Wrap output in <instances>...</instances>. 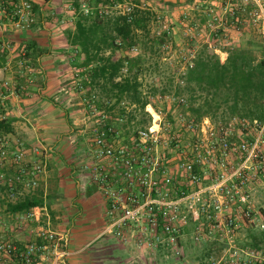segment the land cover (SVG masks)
Returning <instances> with one entry per match:
<instances>
[{
  "label": "built area",
  "instance_id": "1",
  "mask_svg": "<svg viewBox=\"0 0 264 264\" xmlns=\"http://www.w3.org/2000/svg\"><path fill=\"white\" fill-rule=\"evenodd\" d=\"M32 3L33 0H0V27H10L14 31L31 29L36 23ZM12 50L10 40L0 41V57ZM6 85L7 82L0 83V119L6 118ZM204 122L208 123L207 120ZM102 123L101 119L99 126ZM229 130L228 127L221 131L223 151H168L166 154L157 151L160 139L159 129L155 127L139 130L130 145H124L118 137L108 138L99 127L95 129L90 161L83 166L85 178L88 185L101 192L108 205V232L126 247L131 260L134 258L133 262L146 255L153 264H194L186 260V240L198 248L217 240L222 244L220 251L195 261V264H264V252L234 244L242 222L255 224L259 221V214L254 212L246 190L248 178L244 171L249 169L248 162L256 156L254 148L264 137V125L259 127L260 133L252 143V151H248L250 147L245 143L237 146L242 151H229L236 148L232 147ZM16 145L19 149L11 151L7 136L0 134V162L9 161L15 165V180L26 188H34L44 171V164L29 161L22 145L18 142ZM34 152L39 154V147L34 148ZM238 152L246 153L245 158L227 173L224 171L227 169L225 159ZM172 153L177 155L175 165H172ZM216 154L221 158L219 162ZM214 163L221 171L211 178L209 185L187 192L178 185L201 184L208 177L206 168ZM195 166H199L201 174L194 170ZM0 182H5L3 172L0 173ZM35 214L29 211L25 216ZM189 218L195 223L186 233L184 227ZM38 237L45 244H30L20 249L14 244L3 243L0 244V254L10 259L18 256L20 264H32L43 245H61L59 241L62 239L49 230L39 229ZM0 264L10 263L4 259Z\"/></svg>",
  "mask_w": 264,
  "mask_h": 264
},
{
  "label": "trees",
  "instance_id": "2",
  "mask_svg": "<svg viewBox=\"0 0 264 264\" xmlns=\"http://www.w3.org/2000/svg\"><path fill=\"white\" fill-rule=\"evenodd\" d=\"M133 1V5L124 13H107V7L123 1L72 0L74 29L66 31L68 44L75 51L70 65L74 70L76 91L85 90L84 98L93 104L89 107L93 111L102 112L100 117L103 123L99 131H105L108 138H119L124 131V145H130V139L137 138L139 130L148 127L142 119L137 125L130 126L137 112L148 116V120L151 118L145 111L151 101L141 88L140 78L148 69V60L171 40L169 29L160 33L151 32L150 24L156 14L141 7L138 0ZM192 1L187 0L186 3ZM32 6L34 15L37 14L40 19L34 2ZM249 7L257 8L254 3ZM245 10V7H233L227 17H233L232 23L238 27L239 16ZM221 50L226 53L223 60L214 48L207 45L198 48L184 69L177 74V78L170 81V88L163 89L160 94H170L177 99L184 110L186 126H190L192 131L198 130L204 118L219 123L223 129H228L229 123L237 120L243 133L248 132L249 127L258 130L264 125V43L248 40L246 44ZM41 52L40 46L31 41L25 46L23 59L37 56ZM157 91L153 89L152 96ZM125 105L133 107L132 111H127ZM116 108L117 113L114 111ZM11 121V118L0 119V134L11 131ZM126 129L131 132V136L127 134L128 131L125 132ZM255 138L256 133H253L241 144L252 145ZM233 139L230 137V141ZM245 156L246 153H243L241 158ZM194 170L201 174L199 166H195ZM211 182V178L206 177L194 189ZM178 185L182 186L183 191L192 190L188 186ZM88 188L96 189L95 186ZM43 205L45 203L40 192V195L27 196L9 203L7 209L12 213H28ZM262 213L264 215V211ZM194 223L189 218L184 231L189 233ZM249 237V246L264 252V229L252 231ZM221 247L216 243L203 248L195 246L192 251H187L186 260L201 261L217 254Z\"/></svg>",
  "mask_w": 264,
  "mask_h": 264
},
{
  "label": "rangeland",
  "instance_id": "3",
  "mask_svg": "<svg viewBox=\"0 0 264 264\" xmlns=\"http://www.w3.org/2000/svg\"><path fill=\"white\" fill-rule=\"evenodd\" d=\"M122 1L123 3H117L114 6L107 7L106 12L124 13L128 11L129 7H131L134 2L133 0ZM138 1L141 7L148 8L156 14L155 20H152L150 24L151 32L160 33L165 29H169L171 40L157 55L148 60V69L140 78L142 82L141 88L144 93L149 96L151 101V104L145 108V111L149 113L151 118L148 120V116L137 112L130 126L137 125L136 123L142 119L145 121V126L159 129L158 137L160 139V144L157 146V151H164L166 154H168V151H186L190 153L192 151H223L220 144V137L222 136L221 131H223L221 128L223 127L221 125L219 126V123H214L204 118L198 130L192 131L190 126H186V119L183 114L184 110L182 106L179 105L177 99L170 94L161 95L160 92L165 88H170V81L177 78V74L184 69L191 55L203 45L214 48L215 52L218 53L223 60L226 57V53L221 49L240 46L243 43L246 44L248 40L262 41L264 43V0H193L187 3V0ZM251 3H254L257 8L249 7ZM240 6L245 7L246 10L239 16L240 22L238 27H236L235 23H232L233 17H227V13L230 12L233 7ZM83 9L85 10L86 7ZM74 20L75 18L72 19L71 23L69 22L70 25L65 29V34L67 30L74 29ZM9 32L11 34L14 33V29L11 28ZM10 42L13 44L12 54L16 52H18V54L24 53L26 45L18 46L13 40H10ZM68 46L67 49L70 53L75 55L74 49L70 45ZM256 54L259 55V52H256ZM67 82H65L66 85L64 90L57 93L52 100L54 103L58 104L62 110L64 109L63 111L68 110L67 114L71 121L70 124L74 129L72 134L75 139L74 142L69 144L70 147H74L76 151H85V153L82 152L77 160L78 171L76 173L77 189L80 192H85L88 180L85 178L86 171L83 170V166L87 161H90L89 151H93L94 145L92 144V139L95 129L99 127L101 122L100 115L102 112L99 110L93 111L89 107V105L93 104L88 98H84L85 90L80 92L76 91L75 79L71 81L73 82L72 84L68 83L69 85H67ZM153 89L158 90L154 96L151 94ZM125 107L127 111H132L131 109L133 107L127 105H125ZM114 111L117 113L118 108ZM128 115L126 117H128ZM206 120L208 123L204 122ZM229 125V139L230 137L234 138L233 141L231 140L233 143L232 147H236L235 150L230 149L229 151H239L237 146L253 133H256V140L261 130L249 127L248 132L243 133L237 120L231 121ZM127 131L126 129L125 132ZM211 131L213 134H210ZM122 133V136L118 138L120 142H124L125 138L124 131ZM127 134L131 136V132L129 133L128 131ZM262 139H259L260 142H258L254 148L256 156H253L248 162L249 169L244 171V174L248 178L246 190L250 194L254 212L259 214V221L255 224H251L247 221L241 223L242 226L238 227L237 234L234 237V244L238 246H249L251 241L249 237L250 233L252 231L264 229V217L260 213V209H264V137ZM248 147H250L248 151H252V145H248ZM42 149L43 148L39 147V154H35L34 150H31L35 155L31 157L27 155L26 151H28V149H24V152L29 161H41L39 158L42 157L41 151H44ZM171 155H173L172 165H175L177 162V155L173 153ZM216 155L217 161L219 162L221 158H219L218 154ZM242 156L243 153L241 152L230 154V156L225 159L227 169L224 171L229 173L231 170L233 171L234 168L238 167L243 161L241 158ZM41 162L43 163V161ZM210 166L206 168L208 172L206 176L215 178L219 175L221 169L216 163ZM45 171L46 168L44 165V171L39 175L35 189L42 188L44 190V186L41 185V183L44 184V182L40 181L42 176H47ZM49 174L47 188L51 190L54 179L52 173L50 172ZM195 186L196 185L188 184V187L191 189H194ZM96 191L100 192L98 190ZM99 197L104 199L101 194ZM12 198L13 197H10V199ZM4 202V199L0 200V214H2V217L5 211ZM38 215L39 218H37ZM73 223L72 220H47L41 218L38 213L36 217L35 215L26 217L25 214H20L14 221L10 218H8V220L0 218V228L10 226L14 230L13 233L17 234L15 238L7 236L1 237L0 244L10 243L18 246L17 243L25 242L24 245H38L36 240L38 231L39 229H46L55 233L58 238L62 239L59 241L61 245H66L67 241L65 240V234H67L70 241L74 234L75 225L78 226L77 223H75V225H73ZM67 227L68 230L66 232ZM18 238H22L23 242L17 240ZM102 239L104 244H109L113 247V256L115 257L114 259H106L104 264H153L152 260L146 255L138 259L135 258L133 262L134 258L131 260V254L124 245L107 236H103ZM210 243L222 245L221 242L217 240H213L208 244ZM208 244L202 245L201 248ZM186 246L187 255V251H190L195 246L189 242V240H186ZM2 254H0V260L7 259L8 263L17 264L14 260L16 259L15 255L10 259ZM191 262L195 264V261ZM18 264H20V262Z\"/></svg>",
  "mask_w": 264,
  "mask_h": 264
},
{
  "label": "crops",
  "instance_id": "4",
  "mask_svg": "<svg viewBox=\"0 0 264 264\" xmlns=\"http://www.w3.org/2000/svg\"><path fill=\"white\" fill-rule=\"evenodd\" d=\"M33 2L41 18L38 19L37 14L35 15L37 20L31 29L15 30L11 34L10 27H0V41L13 40L18 46L35 41L42 49L39 55H32L26 59H23V53L18 52L0 57V83L7 82V88L4 89L6 118L12 119L11 131L3 134L8 138L11 151L19 149L17 142L22 145V149H28L26 152L30 157L34 155L31 150L36 147L43 148L39 160L43 161L47 176H42L40 181L44 182L41 183L44 190L35 187L29 189L15 180L17 175L15 165L9 161L3 164L0 162V173H5V182H0V200H5V211L3 217L0 214V218L16 220L20 214L25 213L8 211V204L27 196L40 195L41 192L45 205L32 209L36 214L52 221L72 220L73 225L77 223L78 226L75 225L70 241L65 234L66 245L58 247L43 245L34 256L32 264H104L106 259L115 258L113 247L102 241L103 236L116 241L108 232L110 222L107 215L108 205L99 197L101 193L96 191L97 188L92 190L88 187L93 186L87 185L85 192L77 189V160L85 151H76L74 147H70L69 144L75 139L68 110L63 111L64 109L62 110L52 100L57 93L64 90L65 82L68 81L67 85L74 82H71L74 80V70L70 65L74 55L67 49L69 44L65 34V29L74 18L72 0ZM50 172L54 184L52 189L48 190L47 180ZM263 211L264 209H260L264 217ZM67 230L68 227L66 232ZM13 232L10 226L2 227L0 238L4 236L15 238L17 234ZM17 240L23 242L22 238ZM36 240L38 244H45L40 237ZM24 243L17 245L23 249ZM15 257L17 264L21 262L18 256Z\"/></svg>",
  "mask_w": 264,
  "mask_h": 264
}]
</instances>
